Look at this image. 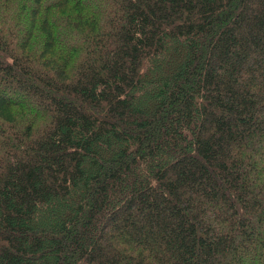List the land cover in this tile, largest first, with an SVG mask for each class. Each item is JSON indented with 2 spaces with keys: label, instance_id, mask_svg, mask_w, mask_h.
<instances>
[{
  "label": "trees",
  "instance_id": "16d2710c",
  "mask_svg": "<svg viewBox=\"0 0 264 264\" xmlns=\"http://www.w3.org/2000/svg\"><path fill=\"white\" fill-rule=\"evenodd\" d=\"M0 264H264V0H0Z\"/></svg>",
  "mask_w": 264,
  "mask_h": 264
},
{
  "label": "rangeland",
  "instance_id": "374dc122",
  "mask_svg": "<svg viewBox=\"0 0 264 264\" xmlns=\"http://www.w3.org/2000/svg\"><path fill=\"white\" fill-rule=\"evenodd\" d=\"M16 94V93H15ZM17 95V94H16ZM20 96H22V92H19V98H20ZM18 98V99H19ZM26 98V97H25ZM24 97H21V99L20 100H18V101H20L21 103H24V102H26V100H28V99H25ZM26 103H28V105L29 106H31V109H32V111H36L38 108L35 106V105H32L31 104V102H26Z\"/></svg>",
  "mask_w": 264,
  "mask_h": 264
}]
</instances>
